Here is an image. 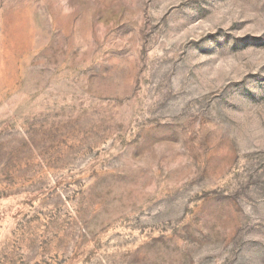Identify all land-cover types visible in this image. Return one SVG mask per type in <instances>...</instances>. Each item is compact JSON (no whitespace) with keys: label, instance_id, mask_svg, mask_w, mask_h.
Here are the masks:
<instances>
[{"label":"rangeland","instance_id":"rangeland-1","mask_svg":"<svg viewBox=\"0 0 264 264\" xmlns=\"http://www.w3.org/2000/svg\"><path fill=\"white\" fill-rule=\"evenodd\" d=\"M0 264H264V0H0Z\"/></svg>","mask_w":264,"mask_h":264}]
</instances>
